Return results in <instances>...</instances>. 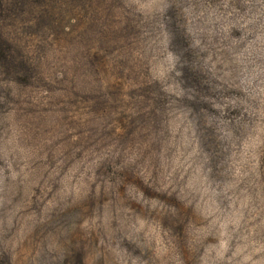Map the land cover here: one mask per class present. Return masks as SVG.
Returning <instances> with one entry per match:
<instances>
[{"label": "rangeland", "instance_id": "rangeland-1", "mask_svg": "<svg viewBox=\"0 0 264 264\" xmlns=\"http://www.w3.org/2000/svg\"><path fill=\"white\" fill-rule=\"evenodd\" d=\"M0 264H264V0H0Z\"/></svg>", "mask_w": 264, "mask_h": 264}]
</instances>
